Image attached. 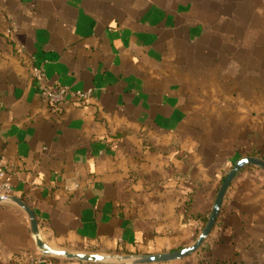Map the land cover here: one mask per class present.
<instances>
[{
    "label": "crops",
    "instance_id": "obj_1",
    "mask_svg": "<svg viewBox=\"0 0 264 264\" xmlns=\"http://www.w3.org/2000/svg\"><path fill=\"white\" fill-rule=\"evenodd\" d=\"M21 45L49 87L91 100L45 105ZM246 157L264 161V0H0V164L52 250L138 264L191 248ZM249 168L201 250L167 264H264ZM0 264L82 263L44 256L0 204Z\"/></svg>",
    "mask_w": 264,
    "mask_h": 264
},
{
    "label": "water",
    "instance_id": "obj_2",
    "mask_svg": "<svg viewBox=\"0 0 264 264\" xmlns=\"http://www.w3.org/2000/svg\"><path fill=\"white\" fill-rule=\"evenodd\" d=\"M248 167H254L264 173V161L256 158L246 157L239 160L232 170L225 177L219 192L217 194L216 200L214 202V206L211 212V215L208 219V222L198 238L197 242L191 248L182 250L180 252L171 253V254H163V255H152V256H142L139 257L136 262L138 264H167L180 260L187 259L194 254L198 253L205 242L208 240L210 235L212 234L224 206V202L226 196L235 181L238 175ZM0 204H13L22 209L30 220L31 231L34 237L36 238L37 247L41 251L44 256L47 257H63L70 260H77L81 263H94L99 264L103 262L105 259L98 255H85V254H70L67 252H58L52 250L49 246H47L42 240L39 238L40 230H39V222L34 211L21 199L10 196V197H0ZM129 260V258H125Z\"/></svg>",
    "mask_w": 264,
    "mask_h": 264
},
{
    "label": "built area",
    "instance_id": "obj_3",
    "mask_svg": "<svg viewBox=\"0 0 264 264\" xmlns=\"http://www.w3.org/2000/svg\"><path fill=\"white\" fill-rule=\"evenodd\" d=\"M7 36L13 39L14 31L8 30ZM21 53L27 56V64L30 69L31 79L36 88L38 97L41 101L52 108H60L69 101L85 105L92 98L91 91L73 90L70 87L59 86L51 88L46 83V73L41 67L39 60L34 55L26 53L25 46H19ZM13 196V188L11 186L10 176L3 164H0V197ZM94 264V263H82Z\"/></svg>",
    "mask_w": 264,
    "mask_h": 264
},
{
    "label": "trees",
    "instance_id": "obj_4",
    "mask_svg": "<svg viewBox=\"0 0 264 264\" xmlns=\"http://www.w3.org/2000/svg\"><path fill=\"white\" fill-rule=\"evenodd\" d=\"M233 167H234V165L231 166L230 170H232ZM249 169H250V170H258V169L254 168V167H250ZM226 176H227V174L225 175V177H226ZM225 177H224V179H225ZM223 181H224V180H223Z\"/></svg>",
    "mask_w": 264,
    "mask_h": 264
},
{
    "label": "rangeland",
    "instance_id": "obj_5",
    "mask_svg": "<svg viewBox=\"0 0 264 264\" xmlns=\"http://www.w3.org/2000/svg\"><path fill=\"white\" fill-rule=\"evenodd\" d=\"M111 262H115V263H117V264H118V263H119V264H122L123 261H121V262L119 261V262H118L117 260H114V261H111Z\"/></svg>",
    "mask_w": 264,
    "mask_h": 264
}]
</instances>
